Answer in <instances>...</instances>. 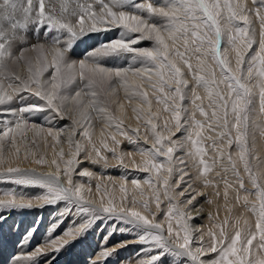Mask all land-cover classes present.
I'll return each mask as SVG.
<instances>
[{"label":"snow or ice","instance_id":"obj_1","mask_svg":"<svg viewBox=\"0 0 264 264\" xmlns=\"http://www.w3.org/2000/svg\"><path fill=\"white\" fill-rule=\"evenodd\" d=\"M74 3L75 7L69 11L67 0H62L61 10L56 13L46 11L45 0H38L36 9L33 0H0V106L12 105L17 98L27 101L0 108V182L44 190L35 197L12 190L0 192V222L11 210L63 201L64 212H71L74 207L86 218L48 241L46 247L55 252L84 236L97 220L113 219L128 226L121 227L120 231L136 233L138 242L150 254L140 264H169L167 257L173 258L171 264H181L185 259L190 264H264V175L254 172L249 163V120L254 95H258L260 112L264 113V0H259L255 9L261 21L258 49L248 57L246 68L245 56L257 41L250 32V10L240 0L235 3L233 0H163L159 5L144 0H74ZM117 29L120 30L118 38L100 43L79 62L70 60V51L83 38ZM37 31L40 35L35 44L22 43L30 35L36 36ZM143 41L151 42V46H139ZM229 51L235 53V66L228 57ZM113 56L129 58L135 66L107 67L102 63ZM13 61L26 67V75L8 71ZM182 68L195 73L197 87L206 92L208 110L203 106L204 98L192 91L190 104L194 110L188 114L183 104L188 82ZM77 81L81 82L79 90L69 91ZM145 84L150 86L155 103L160 106L155 110ZM117 87L123 88L129 104L135 100L132 111L136 113L138 125L143 122V133L140 126L131 130L124 126L123 104L118 106L119 116L107 107L111 103L108 97ZM84 96L91 99L85 102ZM90 110L97 113L95 118L103 121L105 129H112L101 132L105 137L100 140L102 148L127 168L125 156L133 153L118 151L121 145L118 137H123L136 145V154L141 158L136 169L148 174L143 180L123 178L119 192L124 196L119 202L111 196L105 201L103 195L97 202L89 196L93 191L90 183L73 179L74 173L89 180L96 178L91 171L76 172L78 157L86 146L90 152L85 158L95 153L93 163H108V157L101 154L93 141ZM197 113L202 120L196 118ZM37 116L47 117L49 125L52 119L66 118L72 122L67 136V159L62 147L58 154L60 162L55 157L49 162L39 153L36 138L45 141L51 138L60 144L62 130L41 126L33 119ZM78 129L82 130L86 144L73 140ZM182 129L185 135L177 137ZM206 131L216 138L210 145L216 153L211 162L205 158L208 152L204 141L213 137L205 135ZM217 140L221 142L219 145ZM140 141L150 147H143ZM181 141L190 144L183 156L177 155L185 147ZM225 144L228 148L236 145L238 162L254 192L246 189L237 160L223 150ZM187 159L193 161L195 176L190 175ZM25 161L38 167L55 166V170L38 171L19 166ZM217 166L223 176L215 172ZM174 177L175 182L170 183ZM104 179L98 178L95 190L107 194ZM107 179L115 186L112 177ZM196 180L200 181L201 188L211 189L216 196L221 195L223 185L225 201L230 191L245 204L248 196L254 195L258 202V206H252L257 215L255 230L242 228L240 220H236V230L229 236L225 218L223 225L215 226L219 228L218 233H208L210 243L205 247L203 234L195 235L198 229L190 223L193 213L198 215L199 209L188 206L198 195H203L193 187ZM181 182L185 187L176 193L174 189ZM129 183L131 198H128ZM142 185L151 190L150 198ZM189 189V196L180 202L178 197ZM161 193L169 201L166 228L155 218V212L161 211ZM151 202L155 203V210ZM64 212L60 213L61 217ZM34 232V228L29 229L26 238ZM41 251L36 250L37 254ZM209 253L217 255L204 259ZM110 254V250H105L104 256Z\"/></svg>","mask_w":264,"mask_h":264},{"label":"rangeland","instance_id":"obj_2","mask_svg":"<svg viewBox=\"0 0 264 264\" xmlns=\"http://www.w3.org/2000/svg\"><path fill=\"white\" fill-rule=\"evenodd\" d=\"M147 2H152L154 5L161 4L162 0H144ZM235 3V0H233ZM241 3L246 4L247 8L250 10L249 12V20H250V32L255 34V38L257 43L253 45L252 50H250L247 55L245 56V65L247 67V60L248 57L252 55L258 49V41L261 31V21L258 16L255 15V9L259 5V0H256V3H253V0H240ZM226 14V10L225 13ZM120 30H113L109 32L101 33L95 37L97 43L94 46L92 42H78L74 45L73 49L70 53L75 55L74 59L83 60L86 58V54L93 50L95 47H98L100 43L118 38ZM227 39V34L225 35V40ZM142 44L139 46H151V42L146 43L143 41ZM88 45V46H87ZM83 46V47H82ZM226 46V45H225ZM80 48V49H79ZM83 56V57H82ZM228 57L232 62L233 66H235V53L229 51ZM112 59L120 60L121 57H109ZM125 62L118 63L114 62L111 65H105L107 67H128L132 64V61L129 58H125ZM129 60V61H128ZM118 64V65H117ZM195 65V61H193ZM116 65V66H115ZM133 66V65H132ZM182 72L184 73V78L187 80V88L184 89L185 93V100L183 104L188 108V114H190L194 109L190 104L191 100V93L195 91L201 97H203V106L207 109L208 100L206 98V92L203 90L202 87H197L196 80L194 79V72L188 71L186 68H182ZM217 74L219 75V71L217 69ZM74 85V84H73ZM81 86V82H80ZM149 91H151V95L149 99L153 102V110H155L158 106L155 103V96L149 85ZM255 91V90H254ZM72 92V91H71ZM26 95V94H25ZM111 98V95L108 99ZM110 100V99H109ZM111 101V100H110ZM22 104V102L18 101L17 104ZM199 103V102H198ZM16 104V105H17ZM110 106V104H108ZM107 105V107H109ZM252 114L250 115V134H249V146L251 149V156L249 157V163L253 168L254 172H258L264 175V135L261 133L264 132V113L260 112L259 108V100L258 95H254L253 97V104L251 105ZM111 109V106L109 107ZM112 111V110H111ZM10 116V113L8 114ZM90 115L97 116L95 112L90 110ZM92 116V117H93ZM137 117V116H136ZM94 118V117H93ZM197 119H203L199 113L196 116ZM35 122L40 124L41 126H54L55 128L61 130H67L68 132L71 131L69 126L72 125V122H69L66 118L65 119H52L51 124L49 125V120L47 117L41 119L40 116L34 117ZM61 120V121H60ZM61 123H59V122ZM101 120L99 119H92L91 123L93 128L96 127V124L99 123ZM70 124V125H69ZM139 126L141 127V133H143V122H139ZM129 130L133 129L129 127V125L125 122L124 125ZM137 127V126H136ZM63 134L61 136V143L56 144L51 138H47V140H41L40 138H36L39 144V153L43 154L45 158L50 162L54 157L57 158L59 161V150L62 147L65 152V159L68 158L69 155V148L67 143V136L69 133ZM31 134V133H30ZM29 134V135H30ZM68 134V135H67ZM94 134V133H93ZM211 134L213 139L212 140H205L204 146L207 149L208 156L205 158L211 162V159L216 158V153L212 150L210 145L215 140V135L206 131L205 135ZM185 135L183 129L181 132L177 133V137H181ZM31 136V135H30ZM101 135H93V141L97 144L98 147L101 149V154L108 157V163L105 165L103 161L99 163H93L92 158L95 157V153H92L91 156L85 158L86 153L90 152L89 147H85V151L80 153L78 159L80 163L77 166L76 172L78 173L81 170L91 171L94 174V177L89 180L88 177L80 176L74 173L73 179L75 182L81 183H90L92 186V193L89 194L90 198L95 199L99 202L100 197L103 195L105 201L111 197H115L116 201L119 202L121 197L124 196L123 193L119 192V183L123 178H127L128 181L131 179H141L147 178V173L139 172L135 165L140 163V156L136 154V145L129 144L126 139L123 137H118L121 139V145L118 149L121 153H128L132 152L133 155L125 156V163L128 164V167H123L117 160L112 159V153L107 152L102 148L100 145V140L104 139ZM176 139V137H174ZM74 141H81L82 143L86 142L83 140L81 133L76 132L75 136H73ZM108 143H111V140H107ZM185 144V147L180 150L177 155L183 156L185 152L190 148V144L181 141ZM219 145L221 142L216 141ZM140 144L148 148L150 144L144 145L143 141H140ZM65 145V146H64ZM67 146V147H66ZM54 149L53 155L50 154L49 149ZM223 150L227 153H230L234 160L238 162V155L236 151V145L233 144L231 148H228L225 144L223 146ZM47 151V152H46ZM21 154H23V147L21 148ZM135 157V158H134ZM27 162V161H26ZM135 162V163H134ZM188 170L190 171L191 176H195L197 174V170L193 167V161L191 159H187ZM224 163H227L225 160ZM27 164H29L27 162ZM16 166V165H15ZM241 174L245 177V187L249 192H254V188L252 187L251 183L247 180V173L243 171V166L239 164ZM55 167V166H54ZM45 168V167H42ZM215 172H219L221 176L224 173L221 171L219 166L216 167ZM99 177H105L103 180V184L107 187V194L98 193L95 190L96 184L99 182ZM107 177H112V180L115 182V186L113 185L112 181H109ZM63 179V176L61 177ZM175 177L173 181L170 183L175 182ZM188 177H185L187 180ZM215 179H219V177H215ZM144 188L145 193L151 197V190L146 186L142 185ZM185 187V184L181 182L179 187L175 188L174 191L179 193L181 189ZM193 187L199 189L203 192V195H198L196 199L193 201L192 205H189L188 208H192L195 206L196 208H202L203 212H206L202 217L199 215H194L193 219L190 223L198 229L195 235L203 234V244L205 247L209 246L210 243V236L208 233L212 232H219V228L215 227L217 224L223 225V221L225 218L228 219V225L225 226V229L229 236H232L236 228L234 227L235 221L240 220V226L242 228H246V230H255V223L257 220V215L255 212L252 211V206L256 204L258 206V202L254 195L248 196V203L245 204L244 201L237 200L233 192H229L228 200L225 201L223 197V185H221V195L216 196L215 193L211 189H203L201 188L200 181L196 180L193 184ZM128 198H131L133 195L132 186L129 183L128 185ZM16 191L22 194H25L29 197H35L43 193V189L37 186H18L11 184L9 182H0V192L3 191ZM191 192H185L183 196H179L178 200L183 202ZM245 195L244 191H241V196ZM211 201V202H208ZM127 203V200H125ZM169 201L163 197V193H161V211L155 212V218L157 222H163L164 227H167V222L165 220L167 205ZM150 206L153 210H155V203L151 202ZM66 207L65 202L61 201L56 203L55 205H38L32 209H25V210H11L10 212L6 213V218L0 222V264H13V260L20 259L22 256H25V260L30 261L32 264L35 259L41 258L43 264L45 261L43 259L48 260L46 261L47 264H140L141 260L147 259L149 257V253L144 251V245L140 244L137 239V235L134 232L130 231H120L121 227H128L123 225L121 222H117L113 219L107 220H97L86 232V234L82 237H78L76 241H70L67 246L62 248L59 252H55L50 247H46L48 241L56 236H60L63 232L72 229L75 225H78L85 219L84 214H78L73 207L71 212H64ZM188 208L184 210L187 211ZM64 212L63 217H61L60 213ZM246 218H245V217ZM196 218V219H195ZM245 221L247 222L245 225ZM55 226V227H53ZM35 229V232L26 238V233L29 229ZM127 241L128 243H122ZM257 242L254 241V246ZM41 249L42 251L37 254L36 250ZM26 250L25 252H23ZM105 250H110V255L104 256ZM44 251V252H43ZM5 254V255H4ZM40 255V256H39ZM217 254L209 253L204 259H210L215 257ZM48 256V257H47ZM4 257V258H3ZM3 259V260H2ZM32 260V261H31ZM169 264H171L173 258L167 257ZM42 262L37 261L35 264H41ZM181 264H190L187 262L186 259L181 261Z\"/></svg>","mask_w":264,"mask_h":264},{"label":"bare ground","instance_id":"obj_3","mask_svg":"<svg viewBox=\"0 0 264 264\" xmlns=\"http://www.w3.org/2000/svg\"><path fill=\"white\" fill-rule=\"evenodd\" d=\"M45 2H46V11H49V12H56V13H59V11L61 10V3H62V0H45ZM145 2V1H144ZM162 2H163V0H162ZM161 2V3H162ZM67 3H68V8H69V11H71V9L73 8V7H75V3H74V0H67ZM33 7H34V9H36V8H38V0H33ZM101 33H99V34H90V36H88V37H85V38H83L80 42H82V44L83 43H88V42H92V43H94V46H95V44L97 43V41L95 40V37L96 36H98V35H100ZM39 31H37V33H36V36H29L26 40H24L22 43L24 44V45H32V44H35L36 42H37V39L39 38ZM98 38H99V36H98ZM40 42L41 43H44V40L43 39H40ZM145 43H146V41H144ZM148 42V41H147ZM142 44V43H141ZM151 45V44H150ZM20 45L19 44H17V47H19ZM88 46V45H87ZM83 47V46H82ZM80 49V48H79ZM27 55V54H26ZM74 57H75V55L73 54V53H70V60L72 61V62H78V60H76V59H74ZM83 57V56H82ZM115 57V56H114ZM120 58V57H119ZM117 61V62H116ZM120 61V63H124L125 62V59L124 58H122L121 57V59L120 60H118V59H112V58H109V57H107V58H105L103 61H102V63L104 64V65H111V64H113L114 62H116V63H118ZM129 61V60H128ZM118 65V64H117ZM132 65V64H131ZM116 66V65H115ZM133 66H135V65H133ZM8 71L10 72V73H12L13 75H21V76H23V75H26V67L24 66V65H22V64H20V63H17V62H15V61H13V62H10L9 63V65H8ZM47 75V74H46ZM79 88H80V82L79 81H77V83L76 84H74V85H72L71 86V88L69 89V91H72V92H74V91H76V90H79ZM144 88H145V90H147L148 91V95L150 96L151 95V91H149L150 89H149V87L147 86V84H145L144 85ZM83 99H84V101L85 102H87L89 99H91L90 97H88V96H84L83 97ZM110 100H111V103H110V106H111V109L110 110H112L113 112H115V114L116 115H121V113H120V111H119V104H123L124 105V113H123V117H124V120H125V122L129 125V127H131V128H136V126H139L138 125V120H137V117H136V113H134L133 111H132V109L136 106V102H135V100L133 101V103H131V104H129L128 103V101H127V99H126V96H125V92H124V90H123V88H121V87H117L116 88V91L114 92V93H112L111 94V98H109ZM18 101H19V99L17 98V99H14V101L12 102V105H4V106H0V108H8V107H12V106H15L17 103H18ZM20 102H22V103H26L27 101L25 100V101H20ZM21 104V103H20ZM18 105V104H17ZM109 106V105H108ZM109 106V107H110ZM97 114V113H96ZM93 116V115H92ZM94 118L96 117V116H93ZM93 118V119H94ZM68 120V119H67ZM34 121H35V119H34ZM61 121V120H60ZM69 122H71L70 120H68ZM57 122H59V121H57ZM59 123H61V122H59ZM70 125V124H69ZM71 127H72V125L71 126H69V128H70V130H71ZM112 129H105V126H104V123H103V121L101 120L99 123H97L96 124V127H94L93 128V135H98V136H100L101 135V132L102 131H104L105 133L107 132V131H111ZM66 131V133L68 132L66 129L65 130H62V133L63 132H65ZM81 129H78L77 130V132L78 133H81ZM70 132V131H69ZM68 132V133H69ZM66 133H63V134H65L66 135ZM30 134V133H29ZM31 135V134H30ZM68 135V134H67ZM39 142V141H38ZM37 142V143H38ZM67 144V143H66ZM65 146V145H64ZM67 147V146H66ZM50 150V154L51 155H53L54 154V152H52L53 150L50 148L49 149ZM47 152V151H46ZM56 158V157H55ZM135 158V157H134ZM13 166H15V164L13 165ZM19 166H21V167H29V168H37V170L38 171H54L55 170V167L54 166H52V167H45V168H42V167H38L37 165H35V164H27V162L25 161V162H23V163H21ZM96 199V198H95ZM199 209V216H203L206 212H203V209L200 207V208H198ZM194 215H196L197 216V214L196 213H194ZM245 217V216H244ZM246 218V217H245ZM196 219V218H195ZM26 250H24L23 252H25ZM44 252V251H43ZM5 255V254H4ZM40 256V255H39ZM48 257V256H47ZM4 258V257H3ZM3 260V259H2ZM39 260H40V262H42L41 260V258H38L37 260L35 259V261L32 263V264H35V262L37 263V261L39 262ZM14 262H11V263H13V264H30V261H28V260H25V256H22L20 259H16V260H13ZM32 261V260H31ZM43 261H45V263L44 264H47V262L46 261H48V260H44L43 259ZM41 264H43V262L41 263Z\"/></svg>","mask_w":264,"mask_h":264}]
</instances>
